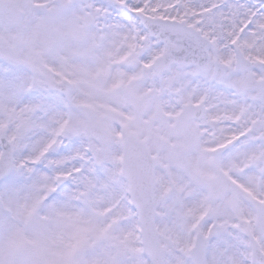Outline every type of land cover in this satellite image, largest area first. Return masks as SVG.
Masks as SVG:
<instances>
[{
  "label": "snow or ice",
  "instance_id": "1",
  "mask_svg": "<svg viewBox=\"0 0 264 264\" xmlns=\"http://www.w3.org/2000/svg\"><path fill=\"white\" fill-rule=\"evenodd\" d=\"M0 264H264V0H0Z\"/></svg>",
  "mask_w": 264,
  "mask_h": 264
}]
</instances>
